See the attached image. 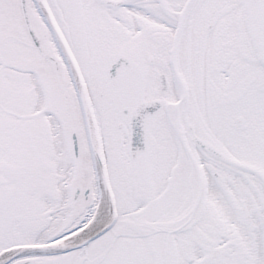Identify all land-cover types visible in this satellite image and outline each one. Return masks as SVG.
<instances>
[{
    "label": "snow or ice",
    "instance_id": "6c2138e0",
    "mask_svg": "<svg viewBox=\"0 0 264 264\" xmlns=\"http://www.w3.org/2000/svg\"><path fill=\"white\" fill-rule=\"evenodd\" d=\"M0 264H264V0H0Z\"/></svg>",
    "mask_w": 264,
    "mask_h": 264
}]
</instances>
